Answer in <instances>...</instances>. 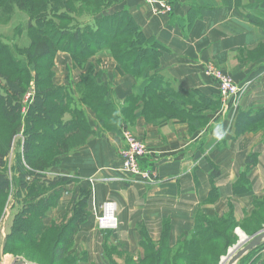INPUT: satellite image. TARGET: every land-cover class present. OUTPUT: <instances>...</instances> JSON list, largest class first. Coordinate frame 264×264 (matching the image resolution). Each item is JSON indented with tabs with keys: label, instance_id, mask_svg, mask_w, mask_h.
I'll use <instances>...</instances> for the list:
<instances>
[{
	"label": "crops",
	"instance_id": "crops-1",
	"mask_svg": "<svg viewBox=\"0 0 264 264\" xmlns=\"http://www.w3.org/2000/svg\"><path fill=\"white\" fill-rule=\"evenodd\" d=\"M215 2L193 9L187 0H166L170 11L156 13L142 0H122L111 9L127 11L146 38L165 47L159 68L177 90H197L219 102L218 90L206 71L220 67L244 91L229 102L228 108L219 102L205 120L180 115L183 119L171 117L170 123L155 127L138 117L134 122L136 133L147 145L142 163L157 174L151 183L127 181L118 158L123 143L116 134L114 138L109 133L101 134L62 161L56 175L72 177L77 185L61 195L43 223L50 226L63 219L77 190L88 191L87 218L74 235L72 250L73 254L84 252L87 264H110L103 249L106 241L122 254L137 258L144 236L158 242L166 228L167 242L173 247L192 232L196 217L230 211L235 221L241 222L264 198V132L234 134L239 111L264 109V58L254 57L249 63L245 57L263 45L264 27L246 21L244 11L220 0ZM245 2L252 6L245 12L264 23V0ZM186 19L191 24L183 29ZM109 57L106 51L99 55L96 68L105 80L101 83L112 88L115 103L120 106L136 93L139 81L118 74L116 63ZM54 62L60 76L53 81L65 85L66 77H70L66 71L71 66L70 56L59 52ZM198 122L206 125L199 126ZM218 127L222 138L217 137ZM249 154H255L257 160L248 170ZM213 170L218 172L214 179L210 178ZM106 202L115 205L117 225L112 232L102 233L96 220ZM10 261L6 258L4 264Z\"/></svg>",
	"mask_w": 264,
	"mask_h": 264
},
{
	"label": "rangeland",
	"instance_id": "rangeland-1",
	"mask_svg": "<svg viewBox=\"0 0 264 264\" xmlns=\"http://www.w3.org/2000/svg\"><path fill=\"white\" fill-rule=\"evenodd\" d=\"M23 1L24 0H3L0 2V47L2 48L0 50V72L1 75L10 78L12 82L19 81L21 84V88L24 91V96L21 98L22 117L26 114L27 105H30L35 97L34 94L37 91L36 85L48 78L51 79V86L55 89L63 88V93H67V90L72 88L76 89L75 85L80 81L81 76L87 74L86 72L88 68L90 70L91 76L96 77L99 83L103 81L105 83L104 78L101 76L102 72L96 68V66L100 64V60L97 59V57L106 51V53L111 55L109 58L113 59L112 50L109 48H103L100 50L94 49L91 56L87 60H84L80 63V66H82L81 69H78V67L75 66L73 60L70 57L71 66L66 67V71L68 74H70V77L69 75L68 78L66 77L68 83L66 82L65 85H57L53 81L55 76H60V72L56 68L54 62L56 54L60 52L69 55L68 52L62 51L60 49L63 47L68 49L72 45L67 37L61 34L62 31H72L77 27L84 28L89 26L90 28H95L96 25L100 27V25L108 23L111 19L115 23L114 31L112 36L105 39L104 41L106 42L109 39L106 43L108 46H111L112 43V45L116 47L115 51L121 54L124 52H131V57H133V59L136 58L135 55H133L135 52V46L131 45V43L133 44L135 42L132 40L133 28L130 26V22L124 19L125 17H122L121 14L117 16L115 10H111L116 5L115 2H112V0H53V4L49 0H25L26 3L24 5V11H20L17 7L22 5V3L24 4ZM10 3L14 4V6L9 5ZM187 4H192V8L194 9V6L196 8L202 4L212 5L216 4V2L215 0H187ZM239 6L245 7L248 6V3L243 0L239 3ZM251 7L252 6H248L246 8L247 10H250ZM42 10L44 11V14H41L40 20L43 19L47 24L45 27V30H48L47 36L59 48L57 53L54 55V58L48 61H41L33 57L30 44L31 41L38 35H33L32 31L27 29L28 18L31 19V23L35 24L37 22L36 18L38 17L39 12ZM100 37L103 38L102 32H100ZM110 39H113L112 42H110ZM139 44L140 46H143L142 43L139 42ZM243 57L244 55L242 58ZM245 57L249 63H251L250 61L254 57H259L257 60L263 59L264 43L262 48L254 50L250 53V55H245ZM3 59L6 61L3 62ZM245 65L247 66V64ZM127 66L130 67L131 64H127ZM213 70L230 77L229 73L222 71L220 67H218V69L215 67ZM149 71L150 74H153L156 71L158 72V70H154L153 67H150ZM162 74L164 73L162 72ZM36 75L38 76V79H36ZM157 75H159V73L156 75L154 74L155 77L151 80V87H153L155 84H159V81L156 78ZM3 76H0L1 86H3L5 83L4 79L2 78ZM34 78L36 79L35 82ZM163 85L165 91L162 93L167 97L164 100L162 97L158 96L159 103L152 101L147 103H137L136 105L123 104L117 106L115 101L112 99V104H114L113 106L116 109L114 113L117 117L119 116L120 122H118V120L116 121L114 113H109V117L103 116L104 113L101 111L100 107L102 105L103 99L100 101V98L97 99L96 94H89V92L84 90L82 86L78 88L80 93L76 92V94H72V98L75 100L76 104H74V100L71 101L69 97H65L64 101L67 103L66 110L68 112L75 105H78V107L82 109L87 124L95 129V134L109 133L114 138L115 134L111 132V129H118L120 124H123V127H120L122 131L124 133L130 134L134 140L144 145L147 149V145L145 144L144 140L138 135V133H136L134 123L138 119L135 117L136 113L141 114V117H143V121L146 125L155 127L165 124L166 121L170 123L172 116L176 117L177 119H183L180 114L176 113V111L170 110V104L166 101L169 96L168 91L173 96L172 99L181 101L179 99V95H181L180 91L176 89L175 83L170 80H166ZM0 95L7 97L3 91ZM154 97L156 98L157 95ZM188 97L192 96L189 95ZM182 98L186 100L183 106L184 114L182 115H189L191 113L201 115V113H214L216 111V108H210L204 111L199 108V104L198 106L192 105L191 103H194V101L197 100L195 99L196 97L190 100H187L185 97ZM160 99H162V102ZM199 102L202 103L203 100H199ZM65 113L66 114L63 115V120L70 119V115L66 111ZM23 124L24 123L21 122V126L16 131H14V129L17 127V124L14 126L8 124V120L3 119L2 111L0 109L1 146L7 148L10 137L15 134L11 143V149L8 152L9 154L6 156L7 169L5 170V173L11 180V188L5 196L0 198V264L1 260L3 259L2 256L10 259L20 257L27 262H32L35 264H72L73 262L74 264H87V260L83 257L84 252L73 254V245L70 246V250L67 254L68 257L64 258L63 260L61 259L56 261L53 254L51 253L55 236L58 235L56 233L58 230L57 228L59 226L65 225V223L70 218L68 214L64 217V219L58 220L52 224L53 226H56V231L54 230L53 232H48L45 234L35 249L33 246L27 248V252L26 250L23 251L22 248L16 249L14 254H4L3 252L2 248L4 239L1 234V229L4 228L6 235L10 230L12 219L14 218L17 211L21 209L22 203L26 197V192L18 191L20 182V175L18 173V159L19 156L21 159L23 157ZM196 124H201L199 126L206 125L204 122H198ZM247 132L249 134L264 132V122L248 129ZM81 137L84 139V141H86L85 144L60 158H54V156L50 159L51 152L48 153V156L46 157V163L50 165L49 168L43 173L45 178L51 179L53 176H56V173L59 171L62 161L65 158L69 157L77 150L83 148L90 140L94 139V137L88 135H83ZM25 169L26 171L30 172L28 168ZM25 182L29 184L30 189H33L35 186H37L38 189L35 194H42L48 189L44 185H40V183H42L41 181H38L37 183L31 182V178H29ZM78 196H80V193L76 192V197ZM204 218H206L207 222L210 223V230H212V232L207 234L206 237L210 235L211 240L207 242L206 245H204L202 248L203 253L194 263H187V261H189L188 258H185V261H183L182 256L184 253H180L181 251L178 250V248H182L188 240L190 241L192 239L191 236H184L183 239L178 240L177 246L175 244L173 247L169 246L168 242H162V240L158 242H148L143 240L141 243V254L137 258H132L129 255L122 254L114 245L107 243L106 254L110 258L109 260H111L110 264H163L160 261L162 259V254L165 256L168 254L167 263L169 264H224L226 258L231 255L236 247L246 243L249 238L256 235L257 233L264 231V198L260 201L258 207L254 206L247 218L241 222H237L236 228L234 230L232 229L230 231L228 228V223L231 222V219L235 220L230 211L223 213L220 216L215 215ZM107 232L112 231H105L102 233ZM242 237L245 239L243 243L241 242ZM259 249L260 250L253 255L252 260L249 261L246 259H241L235 264H256L257 261L264 262V243L259 247Z\"/></svg>",
	"mask_w": 264,
	"mask_h": 264
},
{
	"label": "trees",
	"instance_id": "trees-1",
	"mask_svg": "<svg viewBox=\"0 0 264 264\" xmlns=\"http://www.w3.org/2000/svg\"><path fill=\"white\" fill-rule=\"evenodd\" d=\"M3 0H0V2ZM6 1V0H4ZM53 4V0H49ZM108 1V0H107ZM122 0H112L115 4H118ZM243 0H222L221 3H224L227 6L235 7L239 9L240 12L244 11V18L252 25L264 27V23L255 17H251L248 13L245 12V7H240L239 3ZM24 4L17 7L20 11H24V5L26 1H23ZM9 5H13L10 3ZM16 6V4H15ZM54 6V5H53ZM43 8V6H42ZM44 10V9H43ZM40 11L38 17L36 18L39 23H31V19L28 18L27 29L32 31V34H37L38 36L31 41V49L33 57L41 61H48L54 58V55L59 50L58 46L52 42V40L47 36L48 30H45L47 24L44 20H40L41 14H44V11ZM52 10V9H51ZM53 13V12H51ZM122 15L125 17V20L130 22V26L133 28V44L135 46V59L131 57V52L118 53L115 51L116 47L114 45L108 46L104 41L107 38L112 36L114 31V21L110 19L108 23L97 25L93 27H84V28H75L72 31H62L61 34L66 36L69 42L72 44L71 47L65 49L64 47L60 50L68 52L71 59L78 69L82 68L80 66L81 62L87 60L94 49H103L109 48L112 50V57L116 62V72L120 75H130L133 78L138 79L139 85L136 90V93L130 94L126 97L124 104L136 105L137 103L142 102H158V96L162 99H166V95H163L165 91L164 83L167 81H172L166 75L162 74L159 68V59L162 54L165 52V47L158 43L153 38H146L141 30L133 23L130 15L127 11L116 12V15ZM123 20V19H122ZM191 24V21L186 19L183 22V29ZM100 32H102L103 38L100 37ZM136 32V33H135ZM97 34V36H96ZM138 38V39H136ZM113 39H110L112 42ZM86 41V43H85ZM142 43L143 46H140ZM74 44V45H73ZM130 45V46H131ZM262 48V45L259 46ZM258 47V48H259ZM2 48L0 47V50ZM1 52V51H0ZM3 62L6 60L3 59ZM127 64H131L130 67ZM153 67L154 72L150 74L149 68ZM87 74L80 77V81L75 85L76 89L67 90V93H63L64 89L59 88L55 89L51 86V79L48 78L43 82L36 85L35 97L30 105H27L26 114L21 116L22 103L21 98L24 96V91L21 88L19 81H11L10 78L3 76L5 83L3 86L0 85V94L3 91L7 97L0 95V109L2 111L3 119L8 120V124L14 126L17 124V127L14 129L16 131L20 126L21 122L24 124L23 128V149H22V159L19 156V190L21 192H26L25 200L22 203V207L17 211L14 218L11 222L10 230L7 232L4 238L3 252L4 254H14L16 249L22 248L23 251H28L27 248L33 247L34 249L40 243L41 239L48 232L56 231V226L52 224L50 226H45L43 221L48 216L49 212L56 207L58 200L60 199L63 193H69L75 189L77 185V180L68 176L56 175L51 179H47L43 176V173L49 168L50 164H47L46 157L48 153L50 154V159L60 158L74 149L82 147L86 141L82 139L81 136L88 135L94 138H99L101 133L95 134L92 127H90L85 119V115L78 105H75L69 112L67 109V103L64 101L65 97H69L71 101L72 94L79 92V87L82 86L84 90L88 91L89 94H96L97 99H103L101 111H103V116L109 117V113H114L116 111L115 107L112 104V99L115 101L113 96L112 88L99 83L97 78L91 76L89 68L87 69ZM156 78L159 81V84L152 86V79L155 77L154 74H158ZM161 73V74H160ZM36 79L38 76L36 75ZM34 78V82L36 81ZM107 86V87H106ZM109 89V90H108ZM73 91V92H72ZM157 92V93H156ZM80 93V92H79ZM103 94V95H102ZM160 94V95H159ZM167 102L170 104V110L176 111L177 114H184V104L185 97L187 100L197 99L194 103H191L194 106L200 105L201 110H208L210 108H217L219 105L218 99H211L205 97L201 92L197 90L192 91H180L179 99L181 101H176L172 99L173 96L168 91ZM157 97L155 98L154 96ZM191 95L192 97H188ZM100 96V97H99ZM165 96V97H164ZM85 97V96H84ZM6 98V99H4ZM162 99L161 102H162ZM184 99V100H183ZM203 100V102H199ZM76 104L75 100L73 101ZM58 104V105H56ZM116 104V103H115ZM161 104V103H160ZM118 106V104H117ZM65 111L70 115V119L63 120V115L66 114ZM206 114L208 112H205ZM201 113V115L191 113L188 118L193 120H205L206 114ZM115 115V113H114ZM140 113H136L135 117H140ZM184 116V115H183ZM174 118V116H172ZM116 121H119V116L115 115ZM109 120V119H108ZM264 122V109H260L255 113L251 111H239L236 115L234 122V134L236 137L241 136L247 132L248 129L257 126ZM121 126V124H120ZM122 129H111V132L116 134L118 137L122 138L121 134ZM16 133V132H15ZM15 134L10 137L9 144L6 147L1 146L0 142V198L5 196L11 188V180L8 175L5 173L7 169L6 165V156L9 154L11 143ZM83 141V142H82ZM257 156L249 154L246 159V165L248 170L255 165ZM25 166V167H24ZM25 168H28L30 172L26 171ZM28 172V173H27ZM218 174L214 170L210 174V178ZM31 178V182L37 183L41 181L40 185H44L48 189L42 194H35L37 191V186L33 189H30L29 184L25 182L27 179ZM77 193H80V196L73 197L67 214L70 216L65 225L59 226L57 229V234L55 236L54 242L52 244V254L56 261L63 260L68 257L67 254L70 250V246L73 245V237L81 223H83L87 218L86 201L89 196L88 191L77 190ZM260 204H254L255 207H258ZM64 219V218H63ZM237 222L231 219V222L228 223V228L231 231L236 228ZM227 228V229H228ZM210 223L207 222L206 218L196 217L193 230L187 237H192V239L186 242L182 248H178L180 253H184L182 260L185 261V258H188L187 263H194L203 253L202 248L209 242L210 235L206 237L207 234H210ZM108 233V232H107ZM144 241L151 242L146 236L143 237ZM142 240V242H143ZM162 242H167V229H164ZM141 242V243H142ZM107 241L103 245L104 254H106V245ZM178 244V243H177ZM176 244V246H177ZM114 247V246H113ZM259 247L242 259L252 260L253 255L258 252ZM161 255V254H160ZM168 255V254H167ZM167 255L162 254V259L160 260L163 264H169ZM17 257V256H16ZM83 257L86 259L85 254ZM87 260V259H86ZM192 260V261H191ZM111 261V260H110ZM74 264V262L72 263ZM256 264H264V262L257 261Z\"/></svg>",
	"mask_w": 264,
	"mask_h": 264
},
{
	"label": "built area",
	"instance_id": "built-area-1",
	"mask_svg": "<svg viewBox=\"0 0 264 264\" xmlns=\"http://www.w3.org/2000/svg\"><path fill=\"white\" fill-rule=\"evenodd\" d=\"M143 2L151 5L154 8V12L167 13L170 11V7L167 5L166 0H142ZM157 8V9H155ZM206 75L210 77L212 82L215 84L218 90L219 102L224 108L229 107V102H232L239 98L243 93L244 89H241L231 77L218 73L212 68L206 71ZM244 85V88L248 85ZM122 134L123 147L119 151L120 158V170L127 176L129 182L139 183H151L156 180V171L153 168H148L143 165L145 156L147 155V149L144 145L134 140L130 134ZM97 228L99 231H113L116 228V217H115V205L111 202L104 203L102 211L96 220ZM3 239L5 238V230L1 229ZM1 264H4L6 257L2 256ZM10 264H16L22 262V264H35L27 262L23 258L17 257L10 259Z\"/></svg>",
	"mask_w": 264,
	"mask_h": 264
},
{
	"label": "water",
	"instance_id": "water-1",
	"mask_svg": "<svg viewBox=\"0 0 264 264\" xmlns=\"http://www.w3.org/2000/svg\"><path fill=\"white\" fill-rule=\"evenodd\" d=\"M264 243V231L257 233L246 241L241 246L235 248V250L231 253L229 257L226 258L224 264H235L239 260H241L244 256H246L251 251L257 249ZM16 264H22V262H18Z\"/></svg>",
	"mask_w": 264,
	"mask_h": 264
},
{
	"label": "clouds",
	"instance_id": "clouds-1",
	"mask_svg": "<svg viewBox=\"0 0 264 264\" xmlns=\"http://www.w3.org/2000/svg\"><path fill=\"white\" fill-rule=\"evenodd\" d=\"M216 134L218 138H222V133L220 132L219 127L217 128Z\"/></svg>",
	"mask_w": 264,
	"mask_h": 264
},
{
	"label": "bare ground",
	"instance_id": "bare-ground-1",
	"mask_svg": "<svg viewBox=\"0 0 264 264\" xmlns=\"http://www.w3.org/2000/svg\"><path fill=\"white\" fill-rule=\"evenodd\" d=\"M245 241V239L242 237L241 238V242L243 243ZM243 245V244H242ZM241 246V245H240ZM225 263V262H224Z\"/></svg>",
	"mask_w": 264,
	"mask_h": 264
}]
</instances>
